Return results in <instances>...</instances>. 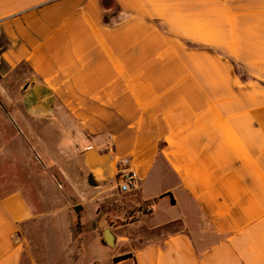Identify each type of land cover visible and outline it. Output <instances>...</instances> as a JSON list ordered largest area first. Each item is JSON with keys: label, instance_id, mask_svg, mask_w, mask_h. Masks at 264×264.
<instances>
[{"label": "crops", "instance_id": "0c3cea01", "mask_svg": "<svg viewBox=\"0 0 264 264\" xmlns=\"http://www.w3.org/2000/svg\"><path fill=\"white\" fill-rule=\"evenodd\" d=\"M0 37L26 114L82 131L97 193L131 160L148 213L117 264H264V0H0ZM34 217L0 196V264Z\"/></svg>", "mask_w": 264, "mask_h": 264}, {"label": "rangeland", "instance_id": "374dc122", "mask_svg": "<svg viewBox=\"0 0 264 264\" xmlns=\"http://www.w3.org/2000/svg\"><path fill=\"white\" fill-rule=\"evenodd\" d=\"M4 44L0 37V54ZM28 72L0 59V196L21 191L35 215L23 227L22 264H117L113 257L130 246L118 239L108 245L104 232L125 234L124 225L147 214L146 207L138 195L118 188L99 194L89 184L77 125L72 130L60 118L26 114L21 98Z\"/></svg>", "mask_w": 264, "mask_h": 264}, {"label": "built area", "instance_id": "2783aa9c", "mask_svg": "<svg viewBox=\"0 0 264 264\" xmlns=\"http://www.w3.org/2000/svg\"><path fill=\"white\" fill-rule=\"evenodd\" d=\"M122 174L119 180V189L123 193H131L137 188L138 176L135 170L131 169V160L125 158L122 160ZM16 243L23 242V235L17 232L14 236Z\"/></svg>", "mask_w": 264, "mask_h": 264}, {"label": "water", "instance_id": "95a60500", "mask_svg": "<svg viewBox=\"0 0 264 264\" xmlns=\"http://www.w3.org/2000/svg\"><path fill=\"white\" fill-rule=\"evenodd\" d=\"M89 184L92 186H96V182L94 181V177L93 175L89 176ZM104 239L105 242L110 245V246H115L117 239H116V235L110 230V229H106V231L104 232Z\"/></svg>", "mask_w": 264, "mask_h": 264}, {"label": "trees", "instance_id": "16d2710c", "mask_svg": "<svg viewBox=\"0 0 264 264\" xmlns=\"http://www.w3.org/2000/svg\"><path fill=\"white\" fill-rule=\"evenodd\" d=\"M131 257H132V254L131 253H127V254L115 257L114 262L115 263H119V262L125 261V260H127V259H129Z\"/></svg>", "mask_w": 264, "mask_h": 264}]
</instances>
